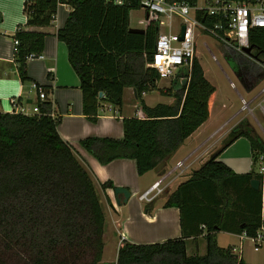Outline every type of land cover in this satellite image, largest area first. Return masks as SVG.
I'll return each mask as SVG.
<instances>
[{"label":"trees","instance_id":"trees-1","mask_svg":"<svg viewBox=\"0 0 264 264\" xmlns=\"http://www.w3.org/2000/svg\"><path fill=\"white\" fill-rule=\"evenodd\" d=\"M64 2L70 11L56 38L65 44L68 62L79 78L84 115L95 122L100 101L119 108L125 87L134 88L144 114L122 119V138L88 136L80 145L101 164L132 158L138 175L153 169L160 173L184 139L210 116L215 86L194 57L185 84L176 80L171 86L172 104L147 106L141 95L154 89L159 79L146 66L157 21L143 33L128 31L129 12L141 8L139 0ZM56 10V0L25 5V27L14 34L19 45L13 56L21 81L30 80L26 56L41 53L45 38L44 32L26 27L49 25ZM198 16L206 24L217 21L214 16ZM249 46L251 54L236 53L227 60L245 90L264 80V27L250 30ZM35 104L38 114L0 112V264H100L105 218L94 175L59 135L51 102ZM239 137L248 140L252 157V169L242 174L216 159ZM260 155L264 140L247 121H239L207 160L166 191L163 206L178 208L181 236L149 244L123 240L115 264H247L230 246H218L216 232L253 236L264 224V180L254 169ZM252 179L260 182L257 190ZM107 187L115 188L111 181L100 184L103 190ZM199 235L206 241V252L187 255V239Z\"/></svg>","mask_w":264,"mask_h":264},{"label":"crops","instance_id":"crops-1","mask_svg":"<svg viewBox=\"0 0 264 264\" xmlns=\"http://www.w3.org/2000/svg\"><path fill=\"white\" fill-rule=\"evenodd\" d=\"M25 3L26 0H0V112L12 113L17 107H22L25 111L32 113L33 106L37 100H48L51 102L53 118L58 119L57 131L59 135L74 148L81 161L91 169L94 175L96 192L99 189L97 195L100 204L102 198L108 209L107 216L103 211L105 218L104 246L100 264H106L108 261H112V264H115L117 251L123 240L136 244H149L180 237L179 210L176 206H163L166 197L165 193L172 190L177 183L186 179L192 170L197 169L220 147L222 140L227 136L231 128L238 123V119H235L237 118L236 114H232L228 120H234L233 124L223 133L218 134L223 124H227V122L225 121L217 127L214 126V120L212 121L211 119L213 100L210 116L192 134L184 139L177 151L164 162L165 168L160 173L158 170L153 169L138 175L135 160L132 158L119 157L106 164H101L80 145L79 141L88 136L122 138V119L124 117L136 116L142 118L144 116L139 98L134 88L125 87L122 93V105L119 108L100 101L95 122L90 121L84 115L79 78L68 62L65 44L56 38L57 29L63 26L70 11L68 5L57 6L56 14L49 25L26 27L27 29L44 32L45 38L44 48L40 53L42 58L27 61L26 70L30 80L21 81L17 72V64L14 62L13 39L16 30L19 27H25ZM197 3L202 4L198 0ZM135 10H143V18L137 21L138 25L130 19L131 12ZM135 10L129 12V27L143 28L145 30L153 19L142 7ZM199 14L201 15L200 11L190 12V15L195 17H199ZM173 19L177 20L175 30L172 27ZM179 23V18H171L170 27L164 33L169 31L176 32L179 28ZM160 29L161 26L157 25L155 28L157 35L161 32ZM199 34L200 32L198 31L195 37V57H197L196 40ZM180 74L181 72H178L174 78L169 79L168 84L170 83V86L165 84L162 88H158L157 81L159 79L156 81L154 89L158 88L160 92L161 90L163 91L161 93H168L165 94L168 95L167 100L158 103L172 104L174 99L171 86L176 84L175 81L178 80ZM33 83H37L42 88L45 93L44 99L38 97L36 89L32 87ZM254 89L251 88L247 92L251 94ZM149 91L142 93L141 100L147 106H154L147 102L146 92ZM251 95L250 100L254 97L253 94ZM11 98H15V104L12 103ZM229 104V101L222 104V110L224 111L218 109L219 113L216 115V119L222 113L229 112L232 109L231 104ZM217 134L218 136L216 137ZM172 159L175 161L174 163H171ZM216 159L225 163L238 174L247 173L252 169L250 146L245 137L237 138L220 152ZM177 162H182V165L175 168ZM168 171L173 172L169 180H167L168 184L165 190L152 201L141 200L139 198L140 194L163 173ZM149 172H152V175L147 176ZM106 181H111L114 187L127 188L130 193L127 201L123 202L122 194L116 195L114 188L101 189L100 184ZM118 199L121 201L120 204L116 203ZM202 230H204V227H202ZM224 233L228 236L236 237L238 240L236 239L232 243L229 242L226 246H221L217 242V237ZM245 236L244 232L218 231L216 232V242L220 247L230 246L235 248L239 247L238 241ZM115 238H117L116 241L114 240ZM106 242L108 244L115 243L116 256L113 260L105 257ZM191 245L194 248H190ZM263 246L264 244L260 248ZM200 249L206 252V241L203 235H199L195 239L192 237L187 239V255H202L199 252ZM259 249L255 251H259ZM234 254L238 255L247 264H262L259 260L245 257L240 250Z\"/></svg>","mask_w":264,"mask_h":264},{"label":"built area","instance_id":"built-area-1","mask_svg":"<svg viewBox=\"0 0 264 264\" xmlns=\"http://www.w3.org/2000/svg\"><path fill=\"white\" fill-rule=\"evenodd\" d=\"M36 0H26L25 5L35 2ZM58 5H68L65 0H56ZM115 4H124L129 0H106ZM143 9L155 21L158 26L166 23L170 27L171 18H179V28L176 32L158 33L152 51L150 60L146 62V66L154 69L159 79L174 78L178 72L179 82L187 80L195 57V37L196 33L204 32L226 45L234 49L238 53L245 54L243 48L249 46V32L255 27H264V0H204L202 4L196 3L191 6L185 1L170 0H139ZM70 8V6L68 5ZM191 11H200L204 16L217 17V21L212 24H206L198 17L191 16ZM184 26L183 37L180 38L181 29ZM197 31V32H196ZM14 53L17 52L19 40L14 37ZM42 58L40 53H30L26 56V60ZM213 59L215 57L213 56ZM230 87L235 89V84L230 81ZM32 87L36 89L40 99L45 98V93L40 86L35 83ZM264 93V85L260 90ZM12 103H16L15 98H11ZM243 109H248V104L243 97H240ZM260 110L264 115V97L259 103ZM249 110V109H248ZM38 107L33 106V112L29 113L22 107H17L13 112H19L25 115L38 114ZM52 117L53 113H50ZM261 138H264V130H261ZM260 164L258 172L262 174L264 180V155L258 157ZM182 162H177L176 167H180ZM173 171L163 173L156 181H154L139 198L146 202L152 201L156 196L161 194L166 186L167 180L171 177ZM263 187V186H262ZM263 189V188H262ZM264 202L261 210V218L263 220ZM203 227V226H202ZM249 238L253 244V249L258 250L264 244V224H260L253 236H245ZM243 238V237H242ZM233 253H238L237 248H232Z\"/></svg>","mask_w":264,"mask_h":264},{"label":"rangeland","instance_id":"rangeland-1","mask_svg":"<svg viewBox=\"0 0 264 264\" xmlns=\"http://www.w3.org/2000/svg\"><path fill=\"white\" fill-rule=\"evenodd\" d=\"M198 1L199 3H203L204 0ZM141 18H143V10H135L131 12L130 19L133 23L138 25L137 21ZM176 21L177 20L175 19H173L172 21V27H174V30L176 27ZM168 29L169 26L166 23L165 25L161 26L160 30L162 33H164L165 31H168ZM236 53L238 52L234 51V49L227 46L224 42L219 41L218 39L207 33L200 32L197 37V57L200 59V63L204 69L205 76L216 88L211 119L212 121L214 120L215 127L223 124L225 121L227 122V124H223V126L220 128L218 134H221L225 130H227L228 127L231 126V124H233L234 120H228L232 114H236L237 118L235 119H238V122L242 120L247 121V123L251 125V127L255 130L256 134L260 136L262 135L261 130H264V115L262 114L259 107V103L261 104V101L264 97V93L260 92L261 88L264 85V80L258 83V85L254 87L255 89L252 88L254 89V92H252L251 94H253L254 97L250 100L252 95L243 88L227 62L228 58H232ZM213 55L215 59H213ZM169 79L170 78L159 79L157 81L158 88H162L165 84H168ZM230 81L235 84V89L230 87ZM168 85L170 86V83ZM158 88L146 92V98L149 104L155 105L158 102H165L167 100L168 95L161 93ZM240 97H243L246 100L249 110L242 108L243 104L240 101ZM228 101L231 104L232 109L229 112L227 111L226 113H222V115L216 119V115L219 113L218 109L224 111L222 110V104H224L225 102L227 103ZM218 134L216 135V137L218 136ZM226 137L222 140V142L226 139ZM262 139L264 140V138ZM174 162L175 161L172 159L171 163ZM258 162L259 161H257V164L254 166V169L256 171L260 166ZM151 173L152 172H149L147 176L152 175ZM97 192L99 193V189ZM101 205L105 215L107 216L108 209L106 203L102 200V198ZM236 239V237L228 236L224 233L217 237V242L221 246H226V244H228L229 242L232 243V241ZM114 240L116 241L117 238H115ZM238 244L239 247L235 248H238V251L240 250V252H242L245 257L252 260H259L262 264H264V246L260 248L259 251H255L253 249L251 240L247 237L239 240ZM190 248H194V246L191 245ZM104 252L107 259L113 260L116 256L115 243L108 244L106 242ZM199 252L200 254H203L205 250L200 249ZM112 263V261L106 262V264Z\"/></svg>","mask_w":264,"mask_h":264},{"label":"water","instance_id":"water-1","mask_svg":"<svg viewBox=\"0 0 264 264\" xmlns=\"http://www.w3.org/2000/svg\"><path fill=\"white\" fill-rule=\"evenodd\" d=\"M156 30H157V29H156ZM128 31H129V32H134V33H143L145 30H144L143 28L129 27V28H128ZM183 33H184V26H183L182 29H181V35H180V38L183 37ZM252 49H253L252 46H248V47L243 48V52H244L245 54H251V53H252ZM185 82H186V81H185V79H184V80L182 81V83L185 84ZM99 96H101V93H99ZM250 184H251V186H252L253 189H256V190H257V189L259 188V184H260V182H259L258 179H252V180L250 181ZM114 193H115L116 195H118V194H122V196H123L122 201H123V202H126L127 199H128L129 196H130V193H129L128 189L125 188V187H115V188H114ZM116 203H117V204H120L121 201L118 199V200H116Z\"/></svg>","mask_w":264,"mask_h":264}]
</instances>
